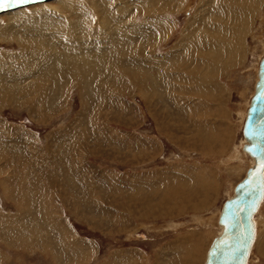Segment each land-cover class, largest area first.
Instances as JSON below:
<instances>
[{"label": "rangeland", "instance_id": "obj_1", "mask_svg": "<svg viewBox=\"0 0 264 264\" xmlns=\"http://www.w3.org/2000/svg\"><path fill=\"white\" fill-rule=\"evenodd\" d=\"M77 1L91 12L102 5ZM125 1L105 0L103 16L121 17L117 23L135 36L137 55L147 58L120 60L119 76L94 75L92 84L75 81L69 57L92 54L102 65L98 50L108 55L125 44L115 30L94 17L85 40L68 25L66 13L52 14L65 10V0L0 11L13 24L9 37L0 39V53L10 54L0 57V93H5L2 83L22 88L49 74L67 86L43 93L21 90L0 101V227L23 222L30 230L21 240L29 248L25 252L9 243L18 234L23 237V230L9 235L0 229V264H151L155 258L156 264H177L189 245L197 247L193 264H202L218 233L220 206L251 162L241 150V129L264 55V9L242 33L239 59L221 68L213 81L203 67L184 59L181 51L187 46L177 40L198 9L212 12L214 0L204 9L198 8L199 0H186L174 11L168 40L154 35L156 12L145 10L152 0ZM46 19L67 23L45 35L48 48L61 52L58 66L51 62L55 55L43 52L49 64L35 53L39 43L23 48L13 37L30 43L36 31L46 32ZM11 69L19 80L4 78L2 72ZM145 77L151 80L147 89L140 83ZM258 215L248 264H264V200Z\"/></svg>", "mask_w": 264, "mask_h": 264}, {"label": "bare ground", "instance_id": "obj_2", "mask_svg": "<svg viewBox=\"0 0 264 264\" xmlns=\"http://www.w3.org/2000/svg\"><path fill=\"white\" fill-rule=\"evenodd\" d=\"M39 1H45V0H32V2H39ZM185 1L186 0H154V1L152 0L149 2V4H147L145 6V10H148V8L152 7V10L156 12L155 14H153L154 19L152 21L153 30L155 31L154 35H155L156 39H159L161 37L164 40L165 39L168 40L167 36L171 32L172 28L175 26V25H173V27H172V19L174 18L173 17L174 11L181 8L183 6V4H185ZM207 1L208 0H199L198 8L204 9ZM74 2L76 3V5L72 6L70 3H68V0H65V2L62 3L63 6H65V10L63 11L62 9H59L58 11H53L52 14H54V15L59 14L60 15V13L61 14L63 12L66 13V16L68 15L67 17L69 19L68 25H75L76 28H78V31L80 30L81 34L85 36V37L82 36L83 38H85V40L89 38V37L86 38V36H88V34H90L91 31L93 32V30L91 29V23H92L94 17H97V19H99L100 23H102L103 26H105V28L109 29L110 31L115 30L116 34L121 36L120 39L122 40V44L123 43L126 44V45L125 44L122 45L123 46L122 49H120V48L118 49V46H116L114 44L116 47V48H114L115 50H111L110 54H108V55L103 54L102 50L101 51L98 50L99 53H97V56L99 57V62L102 65L95 62L94 56L92 54L91 55L88 54L87 58H82L80 56H70L69 58L71 60L69 61V65H72V64L74 65V67H72V69H73L72 71L74 72V75L76 76L75 81L84 83V82L90 80V82L92 84V82H93L92 79H94L93 78L94 75H101V74L105 75V76L109 75L113 78V77L119 76V73H120L121 68H119L118 65H116V64H118V61H120V60L122 61L124 59L128 61L129 59H134V58H136V59L139 58L140 60H144L147 58L145 55H141V56L137 55V52L134 49L135 47H134L133 42H132L135 36H133V34L130 31L128 32V31L124 30L123 28H121V24L119 25L117 23V19H121V17H113V18L108 17V18H106L107 14H108L107 12H105V15L103 16L104 11H102L103 10L102 5L103 4L106 5L105 0H100L99 2H101L102 5L100 7H98L95 11H92V12H91L92 9L88 10L87 6H83V5L79 6L77 0H74ZM124 2L126 3L125 0H123L122 3H124ZM69 5H71V6H69ZM209 7H210V5L208 6V8ZM211 7H212L211 8L212 12H210L209 14L207 13L206 15L204 12L205 9L203 11H202V9L201 10L198 9L195 12V14L187 21L186 27L184 28V32L180 33L179 40H177V41H179L178 43H180V44H182V42H184L187 46V48H185V51H183V50L181 51L183 53L184 59L187 60L188 62H193V64L196 63V66H197L196 68H198L199 66L203 67L207 71V74L210 75L211 78H213V81H216L215 74H217V72L221 68L232 64L233 61H235L237 58L239 59V54L241 52L239 49L241 47L240 45H241V41H242V33L244 32V30L247 29L246 26H248L249 22L251 21L252 16L257 14L261 9H264V0H214ZM51 10H53V9H50V11ZM201 12H202V14H201ZM46 14H47V12H46ZM200 14H201V16H200ZM69 16L71 18H69ZM112 16H114V15H112ZM198 16H200V17L198 18ZM101 20H102V22H101ZM62 21H64V20H62ZM62 21H60V22L53 21V19L52 20L51 19L44 20L43 24L47 25L45 28L46 32H40L39 33L38 31H36L35 37H32L33 39L30 43H29L30 40L27 38L25 39V38H22V37L17 36V35H15L13 37L17 39V41L19 42V45L23 48H28L30 44L34 45L36 43H39V45L36 46L37 51L35 53L38 56L43 57L42 59H45L44 61L49 62V64H50V59H49V56L46 55V53L55 55V57L51 59L52 60L51 62H54L58 66L63 60V57H61V52L55 50L54 48L53 49L48 48L49 46L50 47H52V46L50 44H47L48 39L45 35H49L50 33H51V35H53L55 33L54 29L57 30L58 32H60L62 29L61 27H64L63 24L67 25L66 22H62ZM114 21L118 25H116V27L113 28V26L110 23L114 22ZM195 21L196 22L198 21L197 24H195ZM132 25H135V24H132ZM99 26H100V24H99ZM137 27H139V25H135V28H137ZM12 28H13L12 23H7V22H5V19H3V17H0V39L1 40L5 39L8 35H10L9 32L12 30ZM139 29H140V27H139ZM52 32H54V33H52ZM33 33H34V31H33ZM97 34H99V33H97ZM136 34H137L136 36H138V35L141 36V32H139L138 30H137ZM61 35L63 36L62 33H61ZM79 38L80 37H78V39ZM64 39H65V37H64ZM24 52H25V50H24ZM43 52H46V53H43ZM173 53L174 52L172 51V54ZM9 55L10 54L5 55V54L0 53V57L3 59L9 58ZM16 55H18V54H16ZM66 55H68V54L66 53ZM151 55H152V53H150L149 56H151ZM67 58H68V56H67ZM106 58H107V61H105ZM20 59H22V58H20ZM27 60H29V59H27ZM4 62H5V60H4ZM96 63L98 65H96ZM100 66H103V68L101 69L103 73H101L100 70H98V67H100ZM15 67H16V65H15ZM112 69H114L115 71H112ZM1 71H2V69H1ZM13 71H14L13 69L6 70L5 71L6 74H4V72H2L3 76H5L4 78L10 76V79H12V80H14V79L19 80L20 76L15 74V72H13ZM53 71H54L55 75H56V73H58L57 71H55V67H54ZM51 73H52V71H51ZM25 74H26V76L28 75L27 72ZM49 75L46 76L45 78L43 77L42 78L43 80H41L40 83H37V81H35V79H34L32 83H28L26 86H24L22 88L16 87V85L14 86V85H8L6 83H2L1 88H3V91L5 93H0L1 95H3V97H0V101H6V100L9 101L10 99H7V98H9L10 95H12V96H15L14 94L20 95L19 93L21 90L23 93H25L23 90L34 89L37 92L43 93L45 90H48V92H50L51 90H56L59 88L67 87L66 85H64V83L63 84L60 83V80L58 77H56V80L58 81V83H57V81L53 82V80H50L51 75L50 76ZM73 77L74 76H70L69 80H71V82L74 80ZM256 77H257V70H256ZM210 79L208 81L213 82L212 79L211 80ZM206 81H207V79L205 80V82ZM67 83H68V81H67ZM140 83H141L143 89H147L151 85V80L148 77H145V79L143 81H140ZM99 84L101 85L102 83L100 82ZM187 85H189V84H187ZM22 92H21V94H22ZM31 92H33V91H31ZM249 99H248L247 103H249ZM15 101H17V100H15ZM247 106H248V104H247ZM246 109H245V113H246ZM189 110H191V109H189ZM245 113H244V117H245ZM243 121H244V118H243ZM242 125H243V122H242ZM246 143H247V141L243 138L242 147ZM242 147H241V150L244 152V154L248 155L242 149ZM240 160L242 161V159H240ZM252 161H253V159L251 158V162L249 164V167L252 166V164H253ZM236 165H238V164H236ZM200 170H202V169H200ZM261 175H262V181H263V192H262V197L260 198V200L256 206V209L253 212L252 217H251V220L253 223V237H252V242L250 244V248L248 251V256L246 258L245 264H248L249 256H250V253L252 251L255 239L257 237L256 235L258 233L257 232V225H258V222L260 223V218H261L259 216L260 214L258 215V212H259L260 206L264 200V169L262 170ZM233 188H232V193L230 194V196L228 198H230L233 195ZM220 208H221V206H220ZM167 210H171V209H167ZM219 212H220V209L218 211V214L216 215V223H217V218H218ZM257 215H258V217H257ZM14 224L15 225H12L9 227H7V226L0 227V229L3 228L5 231H8L7 234H9V235L12 233H17V234L21 233L23 230V232H24L23 237H21L18 234L15 238H13L14 240L10 239L9 243L10 244L12 243L11 247H13V248H14V246H18V248H14L15 250L19 251L20 249L21 250L23 249L22 251H25V252L29 251V248H24L26 246V244H24L25 242H21V240L23 238H25L24 236H26V234H28L30 230L29 231L25 230V227L23 226L24 225L23 222H17ZM217 225H218L217 227H219V230H218V233L215 234V236L219 235L221 232V226L218 223H217ZM66 248H69V246H67ZM186 248H188V254L186 256H184V254L187 251H184V249H183L181 252V259L182 260L179 258L177 264H193V255H195L197 253V251H196L197 247L193 248V247H191V245H189ZM207 249H208V247L206 248V250ZM37 250L40 251V253H42V254H48L49 253V250L46 251L44 248L39 249V247H38ZM206 250L204 253L203 262L205 259ZM157 260L158 259L155 258V261L151 264H156ZM203 262H202V264H203ZM127 264H137V262H133V263L127 262Z\"/></svg>", "mask_w": 264, "mask_h": 264}, {"label": "water", "instance_id": "obj_3", "mask_svg": "<svg viewBox=\"0 0 264 264\" xmlns=\"http://www.w3.org/2000/svg\"><path fill=\"white\" fill-rule=\"evenodd\" d=\"M247 141L242 149L253 159L235 184L233 195L224 200L217 218L221 232L206 250L203 264H245L253 237L252 214L262 197L264 168V55L246 109L242 130Z\"/></svg>", "mask_w": 264, "mask_h": 264}, {"label": "snow or ice", "instance_id": "obj_4", "mask_svg": "<svg viewBox=\"0 0 264 264\" xmlns=\"http://www.w3.org/2000/svg\"><path fill=\"white\" fill-rule=\"evenodd\" d=\"M32 0H0V11L31 3ZM264 168V164L261 165Z\"/></svg>", "mask_w": 264, "mask_h": 264}]
</instances>
